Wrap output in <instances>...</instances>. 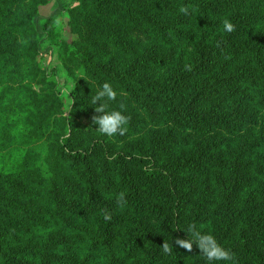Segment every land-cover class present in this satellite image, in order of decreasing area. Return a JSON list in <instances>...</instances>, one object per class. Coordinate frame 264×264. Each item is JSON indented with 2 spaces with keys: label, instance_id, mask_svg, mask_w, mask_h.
Segmentation results:
<instances>
[{
  "label": "trees",
  "instance_id": "obj_1",
  "mask_svg": "<svg viewBox=\"0 0 264 264\" xmlns=\"http://www.w3.org/2000/svg\"><path fill=\"white\" fill-rule=\"evenodd\" d=\"M73 1L0 0V264H264V0ZM193 223L234 261L175 245Z\"/></svg>",
  "mask_w": 264,
  "mask_h": 264
},
{
  "label": "clouds",
  "instance_id": "obj_2",
  "mask_svg": "<svg viewBox=\"0 0 264 264\" xmlns=\"http://www.w3.org/2000/svg\"><path fill=\"white\" fill-rule=\"evenodd\" d=\"M190 5L181 6L179 12L185 16L190 15ZM223 29L227 33H232L236 30L235 25L229 20L223 21ZM219 47V44L217 45ZM117 98V92L113 89L111 84L104 83L97 94L92 98V104L97 105L94 111L97 115L91 117L93 124L97 125V131L104 136L113 137L115 135H125L128 131L127 125L130 121V117L122 114V111L112 110L108 111L107 101H115ZM120 109H125L123 103L120 104ZM116 203L118 206L123 207L127 204L125 193L121 192L117 196ZM103 219L106 222L112 220V214L107 210H103ZM187 239L177 238L174 243L180 248L193 251V245H195L200 253L209 261H234L235 255L230 250L222 247L214 236L210 234L202 233L198 230L196 224L188 225L186 232ZM163 252L165 254H171L173 251V244L164 240L162 244Z\"/></svg>",
  "mask_w": 264,
  "mask_h": 264
},
{
  "label": "rangeland",
  "instance_id": "obj_3",
  "mask_svg": "<svg viewBox=\"0 0 264 264\" xmlns=\"http://www.w3.org/2000/svg\"><path fill=\"white\" fill-rule=\"evenodd\" d=\"M29 1V0H28ZM62 2H65L66 4H74L73 0H61ZM59 2V0H48V4L50 9L54 8L55 4ZM63 21V30L64 33L62 35L66 38H68L69 35V24H68V16L65 15L62 17ZM74 38L73 36H71ZM70 39V38H69ZM39 66L40 69L45 70L47 73H50L51 70L55 69V79L57 81L56 84V91L61 96L65 97V104L66 109L64 112V116L68 117L69 109L71 107V98H70V92H71V83L67 79L65 70L61 66L60 62L57 59V53L56 50L53 48H47L46 50H41L39 53ZM77 75H81L79 72H77Z\"/></svg>",
  "mask_w": 264,
  "mask_h": 264
},
{
  "label": "crops",
  "instance_id": "obj_4",
  "mask_svg": "<svg viewBox=\"0 0 264 264\" xmlns=\"http://www.w3.org/2000/svg\"><path fill=\"white\" fill-rule=\"evenodd\" d=\"M63 4H66V3L65 2H62L61 0H59V2H57L55 4L54 8L58 7L59 5H63ZM48 8L50 9L49 4H48ZM54 8H52V9H54ZM52 9H50V10H52Z\"/></svg>",
  "mask_w": 264,
  "mask_h": 264
}]
</instances>
